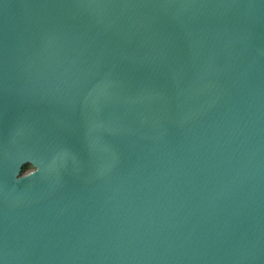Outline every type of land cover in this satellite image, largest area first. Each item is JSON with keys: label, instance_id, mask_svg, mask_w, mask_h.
<instances>
[{"label": "water", "instance_id": "1", "mask_svg": "<svg viewBox=\"0 0 264 264\" xmlns=\"http://www.w3.org/2000/svg\"><path fill=\"white\" fill-rule=\"evenodd\" d=\"M0 264H264V0H0Z\"/></svg>", "mask_w": 264, "mask_h": 264}, {"label": "clouds", "instance_id": "2", "mask_svg": "<svg viewBox=\"0 0 264 264\" xmlns=\"http://www.w3.org/2000/svg\"><path fill=\"white\" fill-rule=\"evenodd\" d=\"M28 165L29 168L27 170L25 169L22 173L18 175L17 177L18 180L31 177L32 175L36 174L39 171V169L31 162H28Z\"/></svg>", "mask_w": 264, "mask_h": 264}, {"label": "trees", "instance_id": "3", "mask_svg": "<svg viewBox=\"0 0 264 264\" xmlns=\"http://www.w3.org/2000/svg\"><path fill=\"white\" fill-rule=\"evenodd\" d=\"M28 168H29V165H28V164H27V165H24V166H23V169H22V172H23L25 169L27 170Z\"/></svg>", "mask_w": 264, "mask_h": 264}, {"label": "rangeland", "instance_id": "4", "mask_svg": "<svg viewBox=\"0 0 264 264\" xmlns=\"http://www.w3.org/2000/svg\"><path fill=\"white\" fill-rule=\"evenodd\" d=\"M30 171V170H29Z\"/></svg>", "mask_w": 264, "mask_h": 264}]
</instances>
